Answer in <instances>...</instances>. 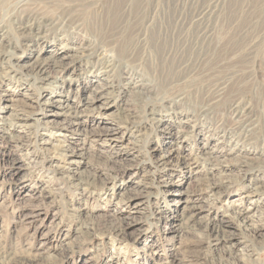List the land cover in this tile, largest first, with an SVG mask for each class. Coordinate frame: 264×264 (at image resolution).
<instances>
[{"label": "rangeland", "instance_id": "374dc122", "mask_svg": "<svg viewBox=\"0 0 264 264\" xmlns=\"http://www.w3.org/2000/svg\"><path fill=\"white\" fill-rule=\"evenodd\" d=\"M23 1L0 23L64 19L0 24V264H264V0ZM52 54L61 81L22 68Z\"/></svg>", "mask_w": 264, "mask_h": 264}, {"label": "bare ground", "instance_id": "6f19581e", "mask_svg": "<svg viewBox=\"0 0 264 264\" xmlns=\"http://www.w3.org/2000/svg\"><path fill=\"white\" fill-rule=\"evenodd\" d=\"M27 0L19 3L21 6L23 5L28 6V2L26 3ZM77 1V0H75ZM79 1V0H78ZM85 1V0H84ZM29 8V7H28ZM67 10V9H65ZM143 11V10H142ZM191 11V10H190ZM21 13V12H20ZM21 15V14H20ZM23 15V14H22ZM20 17L16 18V15L14 14L13 18L15 19H3L2 22L0 23L1 25H9L10 27L13 26L14 31L11 32V35H13V37L15 38V40L17 41L18 39H22L23 44H29L32 42H36V41H41L42 40V34H43V30L45 28H49V26H51V24H54L55 22L64 19V17L59 16L58 20L54 19V18H48V17H36L34 14H26L24 12V15ZM62 15V14H61ZM69 19V17H68ZM68 21V20H67ZM66 21V22H67ZM65 21H63L64 23ZM127 23V22H126ZM12 30V29H11ZM109 35V34H108ZM136 36V35H135ZM89 40V39H88ZM86 39L82 40V43H78L75 45V47H73L72 51H74L75 53H88L91 52L93 55H97V56H101V58L103 59L102 62H104L105 64L109 65L108 68H120L122 66V62L124 59H130V58H135V49H133L131 47L130 51L127 50V46H122L120 45V43L116 42V43H112L111 46H114V49L117 50V52L115 51V53L117 54V57L120 58L119 61H117L118 59L116 58H108L107 56H105V52H111L110 50L114 49H108V47H102V46H97L96 43H94V47L90 46V44L88 43L89 41ZM101 40V39H100ZM104 42V41H103ZM3 43V42H2ZM73 43V42H72ZM123 43V42H122ZM3 46V44H1ZM8 45V44H7ZM10 47L12 48V50L17 51L18 48H20V46L18 45V43H10ZM22 47V45H21ZM136 46H134L135 48ZM10 48V49H11ZM6 51V50H5ZM0 52V58L2 60V64H7L10 63L12 61V59L14 58V56H8L7 55V51L5 52ZM16 55V53H15ZM58 54H56L54 56V54H52L50 57V60H45L42 61L38 58H36V60L34 61V63L29 64L28 66L22 67L25 70H28L27 72H29L30 77L33 76V80L36 82H41L43 84H45L46 82H50L51 80H55V81H61V79L56 78L55 75L59 74V73H64L65 70L67 68H69V64L66 63L65 57L60 58L57 60V56ZM9 57V58H8ZM17 59V58H16ZM131 60V59H130ZM17 61V60H16ZM18 62V61H17ZM97 62V61H96ZM99 63V62H98ZM120 63V65H119ZM17 64V63H14ZM131 64V63H130ZM14 66V65H13ZM16 66V65H15ZM18 66V65H17ZM49 69L51 70L52 75H48V71ZM109 69V70H110ZM59 70H61V72H59ZM55 77H54V76ZM109 80V79H108ZM115 81V80H114ZM131 82V87L132 90H140V92L138 94H141V92L143 91H148V89L150 88V86L146 85L145 83H142L143 81H141V83H132ZM133 85V86H132ZM104 88H110L112 89L114 87V83L112 81H107V83H105L103 85ZM101 90V89H100ZM150 90V89H149ZM135 94V93H134ZM95 99L97 98H93L90 100V105L92 103H94ZM62 106V105H61ZM89 106V105H88ZM75 107V106H74ZM67 108H70L69 106ZM66 109V108H65ZM22 110V109H21ZM231 110V109H230ZM30 111V110H29ZM245 111V110H244ZM25 113V112H23ZM75 113V112H74ZM234 113V112H233ZM22 118V117H21ZM18 120H20L19 118H17ZM19 123V122H18ZM25 124V123H23ZM16 128V127H15ZM30 127H28L27 129H29ZM19 137V136H18ZM11 140V139H10ZM17 142V141H16ZM67 152H71L72 156L75 157H82L79 154H77V152H75L74 150H70V148L67 149ZM242 153V152H240ZM245 154V153H243ZM264 155V153L262 154V156ZM208 156V155H207ZM218 160V159H217ZM239 160V159H238ZM237 160V161H238ZM257 160H261V159H256ZM263 161V160H262ZM252 163V162H251ZM75 166H79L78 163L74 164ZM243 167V166H242ZM247 167V166H245ZM76 169V168H75ZM74 169V170H75ZM227 172V171H226ZM98 176L96 174H88L82 178H80L78 181L80 182V185H85V186H91L94 185L97 181H98ZM226 182V181H225ZM229 182V181H228ZM220 187H224L222 185H218V184H214L212 183L211 188H220ZM256 188V187H255ZM264 188V187H262ZM228 189V188H226ZM261 189V188H260ZM259 190V189H258ZM86 191V190H85ZM184 195V194H183ZM139 205V204H138ZM141 208H139L140 210ZM186 221V220H185ZM118 223V222H117ZM212 226V225H211ZM261 226V225H260ZM118 227V226H117ZM217 227V225H216ZM260 228V227H259ZM97 229V227H96ZM206 229V226H205ZM216 229V228H215ZM224 230V229H222ZM257 228H254V231L257 232ZM214 231V230H213ZM218 233V232H217ZM225 233V232H224ZM88 235H91L90 232L87 233ZM207 237V235L205 236ZM215 263V262H214ZM219 264H223V262H218ZM226 264V263H225Z\"/></svg>", "mask_w": 264, "mask_h": 264}]
</instances>
